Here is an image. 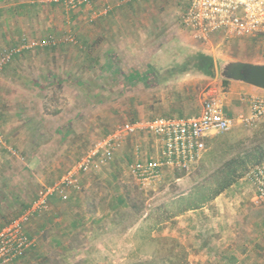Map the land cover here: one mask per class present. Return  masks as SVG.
Here are the masks:
<instances>
[{"label":"rangeland","instance_id":"374dc122","mask_svg":"<svg viewBox=\"0 0 264 264\" xmlns=\"http://www.w3.org/2000/svg\"><path fill=\"white\" fill-rule=\"evenodd\" d=\"M19 1L0 0V57L22 34L17 28L21 24L19 9L11 13L6 9ZM27 1L32 6L22 15V24L27 23L24 34L31 39L48 35L62 39L69 34L76 43L24 51L0 74L2 106L7 105V96L16 111L24 108L20 94L27 89L25 94L32 103L27 109L34 115L24 123V139L18 132L23 147L14 149L13 154L9 148H0V227L20 213L24 201L38 193L41 187L34 186L33 178L45 175L44 166L54 163L60 170L71 166L102 137L103 129L131 120L129 111L145 91L141 84L130 87V74H144L152 68L179 71L197 53L211 54L213 77L196 73L191 64L187 68L190 79L198 83L197 98L204 103L213 84L224 81L227 65L264 64V35L230 37L222 43L208 44L190 39L180 25L189 0H135L141 10H133L134 17L139 15L132 31L134 42L123 41L116 51L107 50L113 44L110 34L104 39L98 36L100 20L90 22L86 18L91 10L75 16L47 0ZM98 8L97 0H93L92 10ZM9 13L17 19H10L6 25ZM122 35L126 39L129 34ZM85 37L87 43L83 42ZM103 48L110 54L109 60L103 56ZM65 52L70 53L69 58ZM17 69H21L19 75ZM5 72L14 86H2V91L1 76ZM263 121L254 128L238 125L216 135L207 143L202 160L190 171L168 169L163 180L151 187L136 184L130 176L122 184L123 192L129 193L127 203L117 207L110 222L84 226L73 235H61V229L49 228L34 235L37 245L13 264H164L172 253L175 263L233 264V257L236 264H264V202L254 200V188L246 175L259 161L264 162V157L258 161L256 156L242 176L213 200L197 210L173 216L181 199L198 200L208 194L216 185V173L238 152L258 155L264 150L263 133L259 132ZM85 132L89 136L86 139L78 136ZM33 151L39 152L36 162L32 160ZM39 219L40 223L47 222L48 213Z\"/></svg>","mask_w":264,"mask_h":264},{"label":"crops","instance_id":"0c3cea01","mask_svg":"<svg viewBox=\"0 0 264 264\" xmlns=\"http://www.w3.org/2000/svg\"><path fill=\"white\" fill-rule=\"evenodd\" d=\"M97 2L100 7L97 9V11H93L92 7L86 8L83 11L91 10V13H89L90 15L87 14L88 16H86L87 19H91L95 12L100 14V12H103L105 8L110 9L107 14L97 17L98 21L100 20V23H98L100 33L98 36L104 39L110 34V36H112L111 38L113 39L112 47H109L108 45L107 50L111 51V49H113L116 51L117 44L120 46L123 41L128 44L134 42L133 35H135V32L132 31L134 26L138 25L137 22L135 23V20H138L137 17L139 15L134 17L133 10H141L138 3H136L137 1L135 2L134 0L128 3H122V0H97ZM31 6L32 5H30L27 0H20L17 4L6 6L7 12L10 13L13 11L15 12V8L19 9L17 11L21 24L17 28H20L18 30L22 31V34L18 36L9 47L17 45L20 42L21 36L26 33L24 31L26 30L27 23L22 24L25 22L22 15L25 12L24 9H28ZM53 12L54 11L51 13L52 16ZM10 13L6 15V25L11 22L10 19H17L16 16L13 17V19ZM67 13L74 14L75 16L78 14L77 12ZM75 16L74 18H76ZM90 19L89 21L92 22ZM52 20L50 19L49 21ZM182 29L189 35L190 39H192L194 42H199L194 39L190 31L183 27ZM126 32H128L129 35L126 37V39H124L125 37L122 34ZM32 39L36 40V38ZM225 39L226 37L223 35H217L211 41L207 42V44L214 42L222 43L225 41ZM87 40V37L83 38L84 43H87ZM107 50L103 48L102 52L103 56L107 57L109 60L110 54H108ZM106 54L107 56H105ZM69 55L70 53L65 52V56H68L69 58ZM206 55L213 58L211 54ZM16 57H18V55ZM20 70L21 69L16 70L17 75L20 74ZM167 70L169 69L162 71L152 68L151 70L149 69L145 71L144 74L133 73L129 75L130 84L129 82L128 84L130 87L136 88L141 84L145 91L144 97H139L135 102L136 104L133 106L131 111H129L131 119L130 121L122 120L117 122L111 129L109 127L103 129L104 133L102 137L98 138L99 140L108 136L117 128L118 125L125 122L150 120L155 118H182L190 115H198L201 113L205 102L203 103L197 98L196 87L198 83H194V80L190 79L189 71L181 73L177 70H169L168 72H165V74H162ZM194 71L196 73L203 74L199 71ZM213 71H215L214 65L212 72ZM8 74V72H5V74L1 76L2 91V86H8V88L14 86V80L9 78L10 75ZM133 75H137L140 80L135 78ZM209 77H213V74ZM224 80H226L228 83H223V81L218 86L213 84L206 95V100L213 93L215 97L221 100L223 104V110L228 116L235 117L239 114L248 115L250 112L248 98L250 96H264V89L255 87L243 81L228 79L226 77H224ZM224 84H227V86ZM21 92L23 95L20 94V100L24 108L20 110L17 109L16 111L17 107L14 106L11 98L7 96H4L6 98L5 103L7 105L2 106L0 103V121L6 138V145L1 148L4 150L9 148L8 150H10L12 154L14 149H17V147L23 143L21 142V138H19L20 135H18V132L22 134V138L24 139L25 136L23 135L27 132L26 129H23L24 123L29 121L28 117L31 118L34 116L33 113H29L27 109L32 105L30 98H28L27 94H25L27 89H23ZM12 124L13 126H11ZM263 130L264 124L261 126V130L259 132ZM78 136H82L84 139L89 137L86 132L84 135ZM214 137L207 139V143ZM69 138L70 140H73L71 134ZM74 140L78 143L75 138ZM77 143L74 145L78 146L79 143ZM21 147H23V145H21ZM161 150V142L151 134L140 133L126 137L124 144L115 151L113 158L107 164L103 165L99 169H94L91 172L81 176V188L79 190L68 189L65 199H62L57 195L52 196L50 199L51 210L48 213V221H41L40 223L39 218H33L31 224L28 227V233L32 236H39L40 234L45 233V231H47L49 228H58L62 230L59 231L61 235H73L76 230H82L84 226L92 228L95 226H103V224L105 225L106 223L110 222V219L113 218L117 207L127 203L126 198L127 194L129 196V193L123 192L124 186H122V184H125V180H127V178L130 176V178L133 177L130 174V166L137 162L147 163L149 161L159 159L161 157ZM38 153L39 152L35 151L32 152L33 162H36L35 160L39 159ZM74 163H72L71 166ZM71 166H62L63 168L61 170L56 168L54 163L44 166L42 171L45 173V175L43 177L36 176L33 178L34 186L36 188L41 187V190L44 187L54 184L62 177V175L67 172ZM2 168L3 167L0 166V171H2ZM37 171L38 173H41L40 168L37 169ZM132 181H134L136 184H139V182L134 177L132 178ZM37 194L38 193L36 192V195L34 194L33 197L35 196L34 198H36ZM32 198L28 201L23 200L25 204L22 203L24 205L22 206L20 213L29 207L30 203L34 199ZM22 199L17 201H21Z\"/></svg>","mask_w":264,"mask_h":264},{"label":"built area","instance_id":"2783aa9c","mask_svg":"<svg viewBox=\"0 0 264 264\" xmlns=\"http://www.w3.org/2000/svg\"><path fill=\"white\" fill-rule=\"evenodd\" d=\"M47 1L63 6L68 12H80L93 5V0ZM131 1L134 0H122V3ZM109 10L105 8L100 14L95 12L90 20L107 14ZM180 23L191 32L195 40L204 43L217 35L226 38L264 35V0H189L180 17ZM60 43L73 44L76 41L69 34L62 39L48 35L36 40L23 34L17 45L1 55L0 74L7 64L24 51L55 47ZM248 103V115L228 116L223 110L221 100L212 93L198 115L136 120L118 125L108 136L95 142L58 181L41 189L27 209L0 228V264L19 261L37 245L36 237L28 233L32 219L50 212L52 196L65 199L68 189L79 190L81 176L107 164L115 151L124 144L126 137L148 133L161 142L159 159L147 163L137 162L129 169L141 186L151 187L163 180L168 169H194L206 152L207 139L228 133L238 125L256 127L264 119V96H250ZM5 145L6 138L0 121V148ZM246 175L255 191L254 200L258 203L264 202V162L250 168Z\"/></svg>","mask_w":264,"mask_h":264},{"label":"trees","instance_id":"16d2710c","mask_svg":"<svg viewBox=\"0 0 264 264\" xmlns=\"http://www.w3.org/2000/svg\"><path fill=\"white\" fill-rule=\"evenodd\" d=\"M188 64H191L194 70L199 71L203 74H206L209 76L213 74L212 69L214 65V60L211 56H208L204 53H198L195 56L191 57V59L185 65H183L179 71L181 73L187 72ZM133 76L137 78L138 80H140L139 77H137V75H133ZM128 78H130V76H128ZM226 82L227 81L224 80V83ZM261 133L263 134L261 135ZM260 135L262 136V140L264 143V130L260 132ZM251 152H245V153L238 152L234 157L227 160L222 165V168L216 173L217 179L215 182L216 183L215 187L212 190H210L208 194L201 195L202 199L199 198L197 200V199H192L189 197L181 199V201H179L180 203L179 208L173 214V216L183 214L190 210H197L202 205H204V203L213 200L218 195H220L222 192H224L229 186H231L236 181L237 178L242 176L243 171L247 170L248 163L251 162L253 159H256L257 158L256 156H259L258 161L260 160V158L264 157V150L259 152L258 155H255ZM259 163H262V161L261 162L259 161ZM11 220L7 221L5 224H3V226L8 224ZM0 228H2V226ZM172 255L173 253L167 256L164 264H185V260L175 263L172 257H170ZM231 262L233 264H236L235 258L232 257Z\"/></svg>","mask_w":264,"mask_h":264},{"label":"water","instance_id":"95a60500","mask_svg":"<svg viewBox=\"0 0 264 264\" xmlns=\"http://www.w3.org/2000/svg\"><path fill=\"white\" fill-rule=\"evenodd\" d=\"M223 76L264 89V64L248 62L231 63L226 66Z\"/></svg>","mask_w":264,"mask_h":264}]
</instances>
